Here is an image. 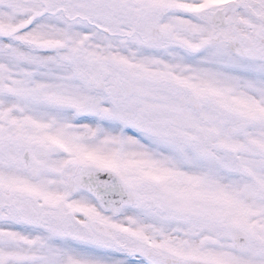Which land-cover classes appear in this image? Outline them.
Returning a JSON list of instances; mask_svg holds the SVG:
<instances>
[{
	"label": "snow or ice",
	"instance_id": "snow-or-ice-1",
	"mask_svg": "<svg viewBox=\"0 0 264 264\" xmlns=\"http://www.w3.org/2000/svg\"><path fill=\"white\" fill-rule=\"evenodd\" d=\"M0 264H264V0H0Z\"/></svg>",
	"mask_w": 264,
	"mask_h": 264
}]
</instances>
